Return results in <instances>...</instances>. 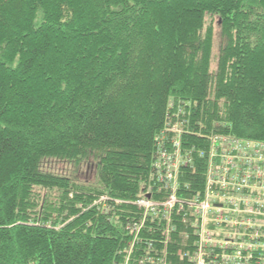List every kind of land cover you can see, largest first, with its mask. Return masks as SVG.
<instances>
[{"label": "trees", "instance_id": "trees-1", "mask_svg": "<svg viewBox=\"0 0 264 264\" xmlns=\"http://www.w3.org/2000/svg\"><path fill=\"white\" fill-rule=\"evenodd\" d=\"M162 134L185 196L213 136L264 141V0H0V264H186L190 224L136 205Z\"/></svg>", "mask_w": 264, "mask_h": 264}, {"label": "built area", "instance_id": "built-area-1", "mask_svg": "<svg viewBox=\"0 0 264 264\" xmlns=\"http://www.w3.org/2000/svg\"><path fill=\"white\" fill-rule=\"evenodd\" d=\"M169 117L166 130L181 134ZM180 141L165 134L156 138V184L136 205L167 221V238L175 231L173 214L190 224L192 234L184 237L195 240L188 245L191 252L180 254L186 264H264V141L213 136L205 189L188 196L180 195L179 177L181 167L191 160L184 156ZM168 143L173 151L163 148ZM155 186L159 194L165 192L163 201L154 200ZM144 263L167 264L164 251L158 257L147 255L140 261Z\"/></svg>", "mask_w": 264, "mask_h": 264}, {"label": "rangeland", "instance_id": "rangeland-1", "mask_svg": "<svg viewBox=\"0 0 264 264\" xmlns=\"http://www.w3.org/2000/svg\"><path fill=\"white\" fill-rule=\"evenodd\" d=\"M215 26V45H214V57L217 56V53L219 52L220 48V40H219V26L217 22L214 24ZM212 68H216V60H213ZM46 169L54 172V173H63L67 175H78L81 181H93L94 180V174L95 170L90 163H82L80 166V169L73 168L72 165L67 163H58V162H52L47 163ZM76 170V171H73Z\"/></svg>", "mask_w": 264, "mask_h": 264}]
</instances>
